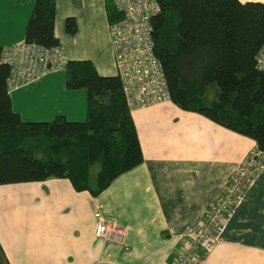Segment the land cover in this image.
<instances>
[{
	"label": "crops",
	"instance_id": "0c3cea01",
	"mask_svg": "<svg viewBox=\"0 0 264 264\" xmlns=\"http://www.w3.org/2000/svg\"><path fill=\"white\" fill-rule=\"evenodd\" d=\"M33 0H0V47L22 40ZM53 35L67 60L115 75L104 0H54ZM71 16L76 30H64ZM64 70L9 91L21 120L85 116L86 91ZM142 160L96 196L65 178L0 184V264H172L180 234L196 227L253 146L250 138L170 100L129 110ZM123 230L121 244L94 234V212ZM203 264H264V168Z\"/></svg>",
	"mask_w": 264,
	"mask_h": 264
},
{
	"label": "trees",
	"instance_id": "16d2710c",
	"mask_svg": "<svg viewBox=\"0 0 264 264\" xmlns=\"http://www.w3.org/2000/svg\"><path fill=\"white\" fill-rule=\"evenodd\" d=\"M150 18L152 51L170 101L246 136L264 151V71L255 55L264 42V0H156ZM54 0H33L25 42L58 45ZM108 24L121 17L104 0ZM64 30H76L73 17ZM1 51V47H0ZM67 89L86 91L85 118L24 121L12 110L0 60V184L65 178L75 191L96 196L142 160L117 74H98L88 60H67Z\"/></svg>",
	"mask_w": 264,
	"mask_h": 264
},
{
	"label": "built area",
	"instance_id": "2783aa9c",
	"mask_svg": "<svg viewBox=\"0 0 264 264\" xmlns=\"http://www.w3.org/2000/svg\"><path fill=\"white\" fill-rule=\"evenodd\" d=\"M121 17L108 24L114 66L129 110L170 100L161 65L152 51L150 18L159 12L156 0H111ZM0 60L10 69L9 90L36 81L67 61L59 45L44 47L23 39L1 47ZM264 71V42L255 55ZM264 168V151L251 147L232 171L225 187L205 209L196 227L180 234L181 247L172 264H203L246 190ZM94 234L102 241L121 244L123 230L94 212Z\"/></svg>",
	"mask_w": 264,
	"mask_h": 264
},
{
	"label": "rangeland",
	"instance_id": "374dc122",
	"mask_svg": "<svg viewBox=\"0 0 264 264\" xmlns=\"http://www.w3.org/2000/svg\"><path fill=\"white\" fill-rule=\"evenodd\" d=\"M0 25H1V22H0ZM84 118H85V116H84ZM84 118H83V119H84ZM83 119H77V120H83Z\"/></svg>",
	"mask_w": 264,
	"mask_h": 264
}]
</instances>
